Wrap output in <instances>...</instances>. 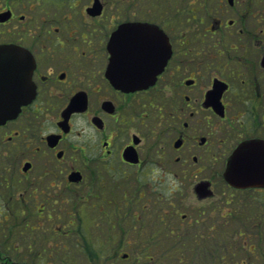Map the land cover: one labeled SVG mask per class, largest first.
I'll use <instances>...</instances> for the list:
<instances>
[{"label":"flooded vegetation","instance_id":"1","mask_svg":"<svg viewBox=\"0 0 264 264\" xmlns=\"http://www.w3.org/2000/svg\"><path fill=\"white\" fill-rule=\"evenodd\" d=\"M0 87V264H264V0H0Z\"/></svg>","mask_w":264,"mask_h":264},{"label":"rangeland","instance_id":"2","mask_svg":"<svg viewBox=\"0 0 264 264\" xmlns=\"http://www.w3.org/2000/svg\"><path fill=\"white\" fill-rule=\"evenodd\" d=\"M140 204L142 205L143 201H141ZM187 205H189V206H197L198 203H196L193 200L190 203L187 202L185 206H187ZM139 217H140L139 215L135 214L134 215V220H133V218H131L130 219V223H133V221H134L135 226L136 227L139 226V222L142 221V218H139ZM137 218H138L139 222H136ZM0 220H1V217H0ZM111 222L115 223L114 220H111ZM11 223H15L14 220H11ZM3 224H5V223H3ZM7 225H9L11 227L10 223H6L5 224V226H7ZM102 225H101V228L104 229V230H102V234L101 235H102L103 240L106 241V239L109 238V236L111 234L115 233V229L110 230V226L107 225L106 220H104L102 222ZM201 227H204V226L203 225H199L198 226V228H201ZM108 242H110V241L108 240ZM167 243H173V242H168L167 241ZM135 244H137V243L135 242ZM114 245H115L114 243L112 244V246L108 245V248L109 249L111 248L113 250L114 249ZM119 250L120 251H117V252L115 250H113V251H111V250L103 251L102 264H159V262H157V261H160L161 259H163L162 253H164V252H159V251H154V252L142 251V250L138 249L136 245H135L134 249L127 250L126 246H125L123 248L119 247ZM123 254H128L127 261L125 259H123V257H122ZM170 254L171 255L175 254V252H171ZM149 256L154 258L155 263L147 261V258ZM170 260L173 262L174 261L173 257L171 259H169L168 261H170ZM168 264H173V263H168Z\"/></svg>","mask_w":264,"mask_h":264},{"label":"water","instance_id":"3","mask_svg":"<svg viewBox=\"0 0 264 264\" xmlns=\"http://www.w3.org/2000/svg\"><path fill=\"white\" fill-rule=\"evenodd\" d=\"M30 92V87H0V124L16 116Z\"/></svg>","mask_w":264,"mask_h":264}]
</instances>
